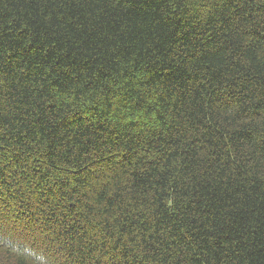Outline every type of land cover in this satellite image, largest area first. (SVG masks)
Masks as SVG:
<instances>
[{"label":"trees","instance_id":"1","mask_svg":"<svg viewBox=\"0 0 264 264\" xmlns=\"http://www.w3.org/2000/svg\"><path fill=\"white\" fill-rule=\"evenodd\" d=\"M0 264H264V0H0Z\"/></svg>","mask_w":264,"mask_h":264}]
</instances>
